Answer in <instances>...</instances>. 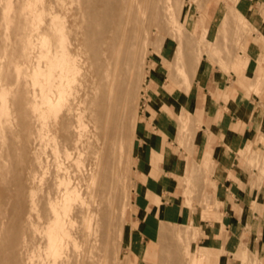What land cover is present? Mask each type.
<instances>
[{
  "label": "bare ground",
  "instance_id": "1",
  "mask_svg": "<svg viewBox=\"0 0 264 264\" xmlns=\"http://www.w3.org/2000/svg\"><path fill=\"white\" fill-rule=\"evenodd\" d=\"M74 1L0 3L10 29L0 35V264L122 261L120 221L133 205V104L146 77L150 27L179 33L183 0H84L72 11ZM229 13L222 10L221 22ZM197 47L193 73L203 59ZM255 76L249 89L258 93L262 76Z\"/></svg>",
  "mask_w": 264,
  "mask_h": 264
},
{
  "label": "rangeland",
  "instance_id": "2",
  "mask_svg": "<svg viewBox=\"0 0 264 264\" xmlns=\"http://www.w3.org/2000/svg\"><path fill=\"white\" fill-rule=\"evenodd\" d=\"M2 1L4 2V0H0V3H3ZM82 2H84V0H76L72 2L69 7L72 11H74V9L80 10L82 8ZM3 4H0V26L3 24V26L0 27V31L3 27L4 28L0 32V35L1 33L9 34L10 31V29L4 25L5 19H3V15H1V5ZM181 5L178 14L179 17L177 16L178 21L181 23L179 33H175V28L169 27L170 25L163 26V31L160 30L161 28L156 29L154 26L150 27L151 43L149 44V51L145 61L146 77L144 78L143 84H141L140 81L137 94L139 98H137V102L134 101L133 104L134 106L136 105V124L135 136L131 146L132 150L129 152V155H131L129 156V160L131 158L129 162L131 165V179L128 180V183H131L129 198L133 205L126 208L125 214L120 221V224L123 223L122 227L125 233L121 239L120 246L118 247L119 250L117 252V257L123 261L119 262V264H125L126 261L127 264H188L187 256L191 259V264H214L215 262L214 258L212 259L211 255L205 254L199 246V238L201 234L200 223L203 219L213 220L220 218L223 205L220 186H223V181L218 174V163L212 161L207 153H205V159L198 160L195 147L193 143L191 144V138L187 137L186 134L188 132V129L186 128L187 125H183L182 123V119H185V117L180 119V125L185 135L182 133L183 136H180L178 144L183 147L182 150L183 153H186V156L182 154V163H178L176 166V169L180 172L177 171L175 174L172 171L170 174L167 173L165 175L171 182L170 187L172 186V183H174L179 190L182 191L181 195L176 196V200L181 202L182 205L189 207L192 212H195L198 207V215L194 216L189 224L178 223L165 215L164 213L169 212L170 208L167 205L170 198L169 195L160 190L155 191L152 194L149 193L147 189L148 176L140 171V168H142L141 160L144 157V144L141 139L144 126L140 124V121L143 118L144 108L147 102V85L149 83V78L151 79L153 76L160 78L162 88L170 93H174L175 87H180L183 91H187L188 89L184 87L183 81L186 80V83H192L194 78L199 76L205 67V61L204 59H201L196 72L193 73L192 71L191 64H193V58L195 56L193 49L194 52H196L195 48L197 46L196 50L200 49L201 54L203 53L201 58L204 57L211 62H216L221 69H224L225 71H233L236 75L241 67H246L247 55L249 54L250 49L256 51V57L253 59V62L264 67V15H260L264 12V0H183ZM236 8L239 10L242 9L239 11V13H241L240 15H237L238 9ZM222 10H230L228 19H225L226 22L225 20H222L221 22ZM234 10L237 12H234ZM232 12L234 15L231 14ZM230 15H232V17L236 15V18L239 16L237 20H239V18L240 20L243 19L241 22L239 20V24L243 23L245 26L238 25V22H236L237 20L231 18ZM167 31H170V33L173 31L176 35L171 36ZM176 39L179 40L177 41ZM237 40L239 42H237ZM190 43L192 45L194 43L192 46L193 48ZM178 46H180L182 51L180 50V52L177 53ZM174 51L176 52V55ZM241 54H244L245 56ZM2 60H4V58L0 54V61ZM178 67L184 68L185 74L184 71H180ZM254 67L248 69L252 70ZM262 67L259 68L258 73L262 74V81H264V69H262ZM252 78H254L252 83L254 85L259 77L253 76ZM143 88L144 90H142ZM247 89L248 92L251 91L249 88ZM244 97H246V94H244ZM165 103H167V101H165ZM170 111L172 112V107ZM262 129H264V123H260L258 132L261 133H258L259 135L256 139L251 141V144L245 143V146L243 145L239 150H233L234 155H236L238 159L235 168L240 173L244 174V178L239 179L231 174H229L228 177H231L238 182L242 191L247 187L250 189L252 188L250 190V195L252 197L241 194L238 195L241 197L242 201L248 203L251 211H258L261 216H264V214H262L264 213V203L261 202L259 197L252 199L254 198L253 196H257L261 190L264 191V159H262L264 158L262 157L264 156V135H262ZM254 149L255 152L253 151ZM249 153L252 154L250 155ZM162 158L163 154L161 151L158 156H152L150 164L148 165L149 168L151 165L155 167L156 162L161 161ZM132 165L135 166V168L132 167ZM194 167L197 169H194ZM160 175H164V172L160 171ZM170 187H168V189H170ZM183 189L186 190V193L183 192ZM187 190H189V192ZM157 194L160 195L162 202L161 212L163 213L160 217L153 214L154 208L157 210V205L159 204V196ZM185 199L189 201L186 202ZM187 203L190 205L188 206ZM134 214H136L135 220ZM142 227H144L143 230ZM178 229L180 233H185L184 238H181L176 234ZM184 230L186 232H184ZM238 230L243 234V237H246L250 233V225L248 221H243V226H238ZM133 234L137 235L140 239V241L136 243L135 248L134 246L132 248L131 245ZM258 235L260 238V231L258 232ZM175 237L178 238L175 239ZM252 243H258V241H253L252 238ZM183 246L189 248V250H187L188 255L184 252L185 248H183ZM138 249L143 251V255L142 253H138ZM236 262L238 264H264V252H261L259 249L254 250L252 247H243L242 257L240 260H236Z\"/></svg>",
  "mask_w": 264,
  "mask_h": 264
},
{
  "label": "crops",
  "instance_id": "3",
  "mask_svg": "<svg viewBox=\"0 0 264 264\" xmlns=\"http://www.w3.org/2000/svg\"><path fill=\"white\" fill-rule=\"evenodd\" d=\"M255 57L256 51L250 49L246 67L241 68L237 75L233 71L221 69L216 62L203 57L205 67L190 83L187 91L175 87L174 93H170L162 88V82L157 76L149 78L147 85V102L140 121L144 126L141 137L144 157L140 171L148 176L149 193L160 190L169 195V212L164 214L178 223L189 224L199 213L198 207L192 212L189 207L176 200V196L181 195L182 191L174 183L170 187L171 182L165 175L172 171L176 174L179 171L176 166L182 163V154L186 156L183 147L178 144L180 134L184 132L180 125L181 116L185 117L187 122V137H191L198 160L205 159L207 153L212 161L218 163V174L223 181V186H220L222 213L220 220H202L199 238L201 250L214 258V264H238L236 260L241 259L243 247H252L264 252V216L258 211H251L248 203L242 201L238 195L251 196L252 188L247 187L242 191L239 183L228 177L231 174L239 179L244 178V174L235 168L238 159L233 150H239L245 143L256 139L258 133H261L258 132V127L260 123H264V81L257 93L260 97L247 89L253 87V76H262L258 73L262 66L253 62ZM253 67V71L248 69ZM186 84L184 80V87ZM160 151L163 154L162 160L156 162L155 167L151 165L149 168L151 157L158 156ZM160 171H163L164 175H160ZM253 197L252 199L259 197L264 203V191L261 190ZM161 203L160 201L157 205V210L153 207V214L158 217L163 213ZM135 218L136 214L134 220ZM243 221H248L250 225V233L246 237L238 230V226H243ZM252 238L258 243H252ZM139 241V237L133 234L132 248H135ZM138 247L140 248L139 245ZM138 253L143 255L140 249Z\"/></svg>",
  "mask_w": 264,
  "mask_h": 264
}]
</instances>
